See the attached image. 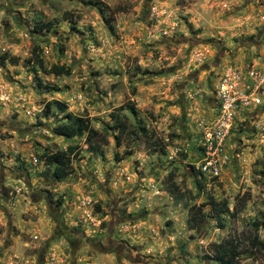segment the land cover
Listing matches in <instances>:
<instances>
[{
    "label": "rangeland",
    "instance_id": "1",
    "mask_svg": "<svg viewBox=\"0 0 264 264\" xmlns=\"http://www.w3.org/2000/svg\"><path fill=\"white\" fill-rule=\"evenodd\" d=\"M66 112L96 152L53 134ZM223 241L264 264V0H0V264H219Z\"/></svg>",
    "mask_w": 264,
    "mask_h": 264
},
{
    "label": "trees",
    "instance_id": "2",
    "mask_svg": "<svg viewBox=\"0 0 264 264\" xmlns=\"http://www.w3.org/2000/svg\"><path fill=\"white\" fill-rule=\"evenodd\" d=\"M49 73L54 75H69L70 70L64 66H52L49 70ZM54 106L55 110H58L57 113H64L66 107L61 105L59 102L48 103L45 109V115L56 117L57 114H54L52 107ZM131 110L134 112V108ZM53 134L61 136L65 139L73 138H82L85 137L86 142L88 143V148L92 152H96L97 146L95 145V131L91 126V122L88 118L82 116H76L70 112H66L59 120L58 123L54 126L52 130ZM75 147L69 146L65 151H58L55 153H48L45 155L46 164L51 168V178L54 181H61L65 179L71 172V161L72 155ZM174 185L170 184V192L174 194ZM213 209L215 211V217L220 222L222 220L221 213L223 211H217L216 204L212 203ZM225 210L226 205H225ZM228 212V211H226ZM194 217H192L193 220ZM256 237L251 240L252 244L257 243ZM262 248L263 245L260 244ZM215 260L219 264H236L237 261V251L235 246L230 241H223L222 243L215 246Z\"/></svg>",
    "mask_w": 264,
    "mask_h": 264
},
{
    "label": "built area",
    "instance_id": "3",
    "mask_svg": "<svg viewBox=\"0 0 264 264\" xmlns=\"http://www.w3.org/2000/svg\"><path fill=\"white\" fill-rule=\"evenodd\" d=\"M220 98L222 101V113L223 116L219 122L214 134L207 139L205 145V158L201 165L198 167L203 174L216 177L219 175V152L222 140L227 136L229 131V119L231 110L234 107V101L228 97L227 87L221 86Z\"/></svg>",
    "mask_w": 264,
    "mask_h": 264
},
{
    "label": "water",
    "instance_id": "4",
    "mask_svg": "<svg viewBox=\"0 0 264 264\" xmlns=\"http://www.w3.org/2000/svg\"><path fill=\"white\" fill-rule=\"evenodd\" d=\"M216 67V63H214V65H211V66H204V69H208L210 72L214 70V68ZM68 232V230H67ZM70 235H73L71 234V232H69ZM99 245V244H98ZM100 246V245H99Z\"/></svg>",
    "mask_w": 264,
    "mask_h": 264
},
{
    "label": "flooded vegetation",
    "instance_id": "5",
    "mask_svg": "<svg viewBox=\"0 0 264 264\" xmlns=\"http://www.w3.org/2000/svg\"><path fill=\"white\" fill-rule=\"evenodd\" d=\"M72 233V232H71Z\"/></svg>",
    "mask_w": 264,
    "mask_h": 264
}]
</instances>
